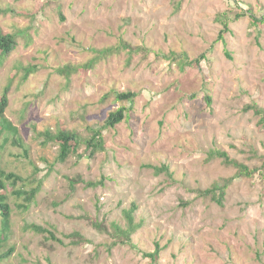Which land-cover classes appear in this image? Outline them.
<instances>
[{
  "label": "rangeland",
  "instance_id": "374dc122",
  "mask_svg": "<svg viewBox=\"0 0 264 264\" xmlns=\"http://www.w3.org/2000/svg\"><path fill=\"white\" fill-rule=\"evenodd\" d=\"M0 8L14 10L0 13V30L17 33L0 66L4 115L26 148L8 142L1 162L24 178L17 187L42 181L25 210L10 195L14 250L0 264H151L141 252L155 241L158 264H264V167L233 179L222 204L194 191L237 174L205 161L211 148L264 166V122L243 109L264 108V20L250 24L264 0H0ZM91 59L69 77L58 70ZM18 63L37 69L23 79ZM128 90L132 102L115 98ZM120 105L127 117L102 129L106 149L92 157L56 161L57 145L39 135L59 120L88 134ZM161 164L170 174L149 167ZM131 202L142 221L134 246L112 244L110 223H123Z\"/></svg>",
  "mask_w": 264,
  "mask_h": 264
},
{
  "label": "trees",
  "instance_id": "16d2710c",
  "mask_svg": "<svg viewBox=\"0 0 264 264\" xmlns=\"http://www.w3.org/2000/svg\"><path fill=\"white\" fill-rule=\"evenodd\" d=\"M5 11H14L10 8H0V13ZM225 16V14H222ZM236 16V15H235ZM264 14L259 18L255 17L253 14L250 16V24H257L263 22ZM220 22L223 25V28L218 33V38L223 40L224 33L229 29L228 22L221 18ZM254 24V25H255ZM16 32H6L4 33L0 30V66L2 65L4 59L9 55V53L15 48L16 45ZM128 46L127 44H123ZM104 51H109L108 48H105ZM101 52V53H102ZM226 55L230 57V54L225 51ZM200 57L204 58L203 54ZM196 63H199V57L196 58ZM94 59L89 60L85 64L79 66H72L70 64L64 65L58 70L63 73L66 77H69L72 71L75 68L81 67L82 69H87L89 66L93 65ZM190 63H194L191 61ZM17 69L22 70V77L25 79L29 73L37 69L35 64L23 65L18 63ZM8 91L9 85H5L3 90L0 92V261L6 259L11 252L14 250L13 246L7 247V242L9 239V233L11 229V206L9 203L10 195H15L17 201V207L22 210L27 209L34 201L35 197L41 187V179H32L30 181V186L25 188L24 186L17 187L18 182H24V178L14 172L7 171L1 162L2 153L6 148V145L9 143L23 148L26 154V148L24 146L23 140L20 136L19 129L14 125L7 117H5L4 112L8 107ZM136 96L134 91H117L115 92V98L118 101H130L132 102ZM205 101L207 105L211 104V97L205 95ZM244 110L252 109L253 113L259 116V122H264V108L259 107L255 103L246 104L243 107ZM129 107L126 105H120L113 111H110L105 118L103 124L100 127H89L87 130L88 134H83L74 128H68L62 121L57 122L55 128L46 127L43 131L39 132V135L43 138L44 142H52L57 145L58 153L56 155V161L64 162L69 156L73 155L77 159L82 158L84 155L92 157L95 153L103 151L106 149V141L102 133L104 128H113L117 123L125 119L128 115ZM3 135V137H2ZM253 151V150H252ZM220 159L221 162L225 165L232 166L236 169L237 174L230 178H221L214 180L209 187L206 188H197L194 191L197 192V195L203 198L209 197L210 199L216 201L218 204L223 203L224 194L226 189L230 186L233 179L236 177H252L256 173L262 174V168L259 167H249L242 161L237 160L236 158L230 157L227 151L220 148H211L207 151L205 161H210L213 159ZM149 167L153 168L156 173L164 171L169 173V167L166 164L161 165H150ZM263 175V174H262ZM33 182L35 185H33ZM102 183L100 181H88L86 185L96 186L97 184ZM71 187H74L75 181H73ZM137 204L131 202L127 208L121 210V216L123 218V223L117 221H112L110 223V235L112 236L113 242L129 244L134 246L132 242L133 233L142 226V221H135L134 213L137 210ZM101 224H97L99 228ZM26 229H31L37 233H48L52 239L58 240L53 232L48 228L41 226L36 223H29L26 225ZM60 241V240H58ZM163 248L158 241H155V248L153 251L141 252L144 257H148L151 264H158V256L160 250Z\"/></svg>",
  "mask_w": 264,
  "mask_h": 264
}]
</instances>
